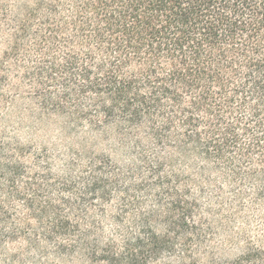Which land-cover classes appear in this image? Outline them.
Segmentation results:
<instances>
[{
	"label": "trees",
	"instance_id": "trees-1",
	"mask_svg": "<svg viewBox=\"0 0 264 264\" xmlns=\"http://www.w3.org/2000/svg\"><path fill=\"white\" fill-rule=\"evenodd\" d=\"M18 103L123 162L0 132V264H264V0H0Z\"/></svg>",
	"mask_w": 264,
	"mask_h": 264
},
{
	"label": "rangeland",
	"instance_id": "rangeland-1",
	"mask_svg": "<svg viewBox=\"0 0 264 264\" xmlns=\"http://www.w3.org/2000/svg\"><path fill=\"white\" fill-rule=\"evenodd\" d=\"M26 104L18 103L13 106L8 112L0 114V132H4L7 139L13 141H19L25 145H33L37 147L47 148L53 156V170L56 172L61 168L67 159L66 153L68 147L72 150L81 148L84 151H105L110 154L115 162L122 163L121 154L122 152L116 148L113 142L108 143L105 140H96L93 142L92 136H85L83 130L79 129L77 135L71 136V134L60 133V120L54 117H45L44 119H36L38 124L33 117L29 115V111L26 109ZM1 113V112H0ZM37 115V114H36ZM11 140V141H12ZM64 150L66 152H64ZM88 153V152H87ZM256 221L250 220L247 224L243 219L235 218L231 222L232 230L237 233L239 228L249 229L251 232L255 229ZM232 231V232H233ZM226 239V240H224ZM231 239L228 234L220 233V236L216 238L211 245L215 244L213 254L217 259L230 260L236 257L242 252L243 243H237V239ZM28 264V263H26ZM58 264H77L74 260L60 259Z\"/></svg>",
	"mask_w": 264,
	"mask_h": 264
}]
</instances>
